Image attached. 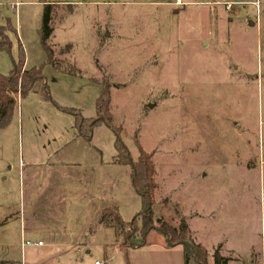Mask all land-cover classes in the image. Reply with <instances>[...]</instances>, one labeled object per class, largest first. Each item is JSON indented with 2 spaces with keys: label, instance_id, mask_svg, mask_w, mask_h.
I'll use <instances>...</instances> for the list:
<instances>
[{
  "label": "rangeland",
  "instance_id": "rangeland-1",
  "mask_svg": "<svg viewBox=\"0 0 264 264\" xmlns=\"http://www.w3.org/2000/svg\"><path fill=\"white\" fill-rule=\"evenodd\" d=\"M1 30L0 74L23 51L44 79L0 126V264H185L156 231L126 246L142 231L131 168L110 128L87 140L73 115L95 118L102 85L132 160L142 149L156 164L155 226L186 220L209 264L218 248L264 264V0H0ZM105 201L123 231L98 225Z\"/></svg>",
  "mask_w": 264,
  "mask_h": 264
},
{
  "label": "trees",
  "instance_id": "trees-1",
  "mask_svg": "<svg viewBox=\"0 0 264 264\" xmlns=\"http://www.w3.org/2000/svg\"><path fill=\"white\" fill-rule=\"evenodd\" d=\"M52 5L45 6L43 15L41 40L43 46L49 57L52 60V49L48 44V40L53 34L51 26L52 20ZM0 50L9 46L7 37L1 30ZM23 51L21 58L23 57ZM20 58L19 64L14 65V69L8 75L0 74V126L5 124L12 118L15 109L17 108V94L20 93L22 97L27 95L35 88V86L43 81L42 71L39 69L25 70L24 63ZM48 87L46 85L45 90ZM49 92H47L48 94ZM111 94L109 86L102 85L100 95L96 102V116L95 118H84L81 114H73L75 116V125L79 131V135L87 140L91 139L94 129L99 125H106L110 128L116 137L115 149L117 163L131 168L132 186L135 192L141 197L142 212L135 218L141 221L142 231L136 228L128 235L126 246L128 248H142L147 245V236L150 232L156 231L162 234L166 239H169L168 246H175L180 242H187L190 247H185V264H208L209 256L205 248L198 244L192 235L189 224L186 220H181L179 227L173 228L169 226L162 219L156 220L158 227L154 224V192L157 185L154 182L156 174V164L153 162L151 154L139 149V157L133 161L130 152L123 140L120 139L119 133L114 127L113 118L111 114ZM66 110V109H65ZM67 111V110H66ZM70 113H74L68 111ZM99 223L106 228H114L116 231H123L128 224L120 215L117 206H108L102 210ZM134 226H132L133 229ZM228 258L220 253V248L216 249L214 253V264H228Z\"/></svg>",
  "mask_w": 264,
  "mask_h": 264
},
{
  "label": "crops",
  "instance_id": "crops-1",
  "mask_svg": "<svg viewBox=\"0 0 264 264\" xmlns=\"http://www.w3.org/2000/svg\"><path fill=\"white\" fill-rule=\"evenodd\" d=\"M45 81V80H44ZM116 165H119V166H124V165H120V164H116ZM102 200V199H101ZM93 203V202H92ZM108 205L109 206H116V205H114V204H112L111 202H108V201H105L104 203H103V205H102V210L103 209H105L106 207H108ZM105 206V207H104ZM99 208H100V206H99ZM101 210V211H102ZM100 214H101V212H100ZM101 216V215H100ZM100 219V218H99ZM99 219H98V225L100 226V227H104V226H102L100 223H99ZM189 224V223H188ZM35 225V224H34ZM38 225V224H37ZM32 227V226H31ZM189 227H190V225H189ZM190 229H191V227H190ZM91 232V231H90ZM191 232H192V235H193V238H194V240L198 243V244H201L204 248H205V246L203 245V243H201L199 240H198V238L196 237V234H195V232L191 229ZM31 242V241H30ZM37 242H42V241H37ZM37 242H33V243H37ZM70 246H71V243H70ZM145 247V246H144ZM164 247V246H163ZM169 247H171V246H169ZM143 248V247H142ZM137 249H140V248H134V250H137ZM206 249V248H205ZM207 251V250H206ZM208 253V252H207ZM215 253V252H214ZM214 253H213V255H214ZM221 253V252H220ZM222 255V254H221ZM208 256H209V260H208V264L211 262V255L208 253ZM223 256V255H222ZM98 261H96V263H97ZM95 263V264H96Z\"/></svg>",
  "mask_w": 264,
  "mask_h": 264
},
{
  "label": "built area",
  "instance_id": "built-area-1",
  "mask_svg": "<svg viewBox=\"0 0 264 264\" xmlns=\"http://www.w3.org/2000/svg\"><path fill=\"white\" fill-rule=\"evenodd\" d=\"M26 244H27L28 246H42V245H43V242L33 243V242H30V241H27ZM96 264H102V263L97 262Z\"/></svg>",
  "mask_w": 264,
  "mask_h": 264
},
{
  "label": "water",
  "instance_id": "water-1",
  "mask_svg": "<svg viewBox=\"0 0 264 264\" xmlns=\"http://www.w3.org/2000/svg\"><path fill=\"white\" fill-rule=\"evenodd\" d=\"M152 108V107H151ZM167 242H169V239H167ZM177 245H183V246H186V247H190V245L187 243V242H180L179 244Z\"/></svg>",
  "mask_w": 264,
  "mask_h": 264
}]
</instances>
